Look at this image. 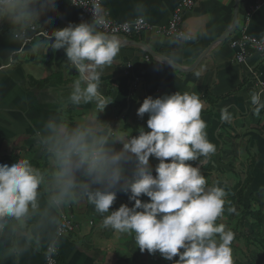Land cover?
Here are the masks:
<instances>
[{
  "label": "crops",
  "instance_id": "0c3cea01",
  "mask_svg": "<svg viewBox=\"0 0 264 264\" xmlns=\"http://www.w3.org/2000/svg\"><path fill=\"white\" fill-rule=\"evenodd\" d=\"M102 1L114 20L142 17L153 26L165 25L178 3V0ZM257 1L238 0L236 26L223 40L233 23L236 0H198L184 15L183 22L185 32L196 33L193 41L171 43L173 36L157 33L154 27L140 35L116 36L120 51L113 64L103 70L99 89L106 99L113 101L97 114L98 118L110 123L118 134L135 135L138 128H146L148 114L143 118L137 116L145 97L156 98L177 91L194 93L203 102L201 118L207 124V136L216 152L206 162L202 157L191 163L199 164L208 174L218 172L220 176L231 175L236 179L233 171L237 170L236 160L247 169L252 155L257 160L252 169L253 189L248 195L254 192L257 196L264 190V110L259 116L253 114L250 94L260 90L255 85L254 71L264 83V59L252 54L239 63L229 45V40L242 32L264 37V3L247 16ZM55 3L56 10L41 18L43 27L63 28L92 21L68 0ZM44 40L40 37L28 42L14 40L10 27L0 24V157L12 153L17 158L30 159L34 165L45 161L36 133L50 116L60 115L69 123L95 117L94 105L74 106L67 100L79 73L67 63L64 50H32L35 43ZM223 108L232 116L230 122L221 121ZM157 163L156 158L150 157L153 175ZM214 163L219 166L216 168ZM238 167L243 168L239 163ZM246 169L237 171L242 180ZM141 199L149 200L147 196ZM125 203L131 206L133 202L127 194L117 191L111 208ZM63 215L78 226L75 231L59 236L57 264H139L137 260L149 254L140 251L132 235L105 229L102 217L86 200L65 207L60 218ZM54 232L55 226L48 223L39 229H31L30 223L29 230L18 232L6 229L0 234V264H43L45 248ZM152 255L143 257L142 264H154L149 260L154 259Z\"/></svg>",
  "mask_w": 264,
  "mask_h": 264
},
{
  "label": "clouds",
  "instance_id": "9594fccd",
  "mask_svg": "<svg viewBox=\"0 0 264 264\" xmlns=\"http://www.w3.org/2000/svg\"><path fill=\"white\" fill-rule=\"evenodd\" d=\"M55 10V0H0V24L10 27L14 40L27 41L30 33L43 28L41 18ZM92 10L91 22L56 28L32 50H64L67 63L79 73L67 100L74 106L94 105L95 117L69 123L60 115L50 116L36 133L45 167L28 158L0 164V234L29 230L30 223L31 229L51 224L56 232L48 251L53 252L63 227L62 210L86 200L105 229L132 235L141 252H159L173 264H234L235 234L217 223L224 214L226 191L216 183L209 186L200 165L191 163L202 157L206 162L216 152L201 118L203 102L194 93L178 91L145 97L137 116L148 114L146 128H138L135 135L118 134L100 120L97 114L113 101L99 90L101 75L117 57L120 41L100 30L104 21L96 18L94 5ZM196 38L192 31L179 32L170 42ZM262 96L250 94L256 116L264 110ZM220 119L231 121L226 108ZM150 157L158 160L155 175ZM117 191L127 194L132 205L112 209ZM142 196L149 200L142 201Z\"/></svg>",
  "mask_w": 264,
  "mask_h": 264
},
{
  "label": "built area",
  "instance_id": "2783aa9c",
  "mask_svg": "<svg viewBox=\"0 0 264 264\" xmlns=\"http://www.w3.org/2000/svg\"><path fill=\"white\" fill-rule=\"evenodd\" d=\"M197 1L198 0H178L176 7L171 12L168 22L163 26H153L142 17H138L130 21H117L112 19L105 10L102 0H77L78 3L87 6L74 5L71 3V0H68L72 7L79 9L82 13L88 15L92 20L94 18L92 6L94 5L96 18L104 21V24L101 26L100 30L109 36L114 35L118 37L140 35L144 31L153 29V27L154 31L157 33H164L168 36L175 37L177 33L185 32L183 29L184 15L193 7H195ZM263 3L264 0H258L254 6L249 9L247 16L249 17L250 14L261 7ZM56 28L57 27L55 26L43 28L38 27L37 31L33 33L27 41L24 42L31 41L34 37L47 38V34ZM229 45L234 49L235 60L239 63L246 61V59L252 54H257L262 59H264V37L260 38L242 32L238 36L231 38L229 40ZM127 67L129 69L131 68L130 65ZM253 75L254 79H256L255 85H258L260 89L258 92L262 93L264 91V83L258 80L257 73L255 71L253 72ZM136 81L137 78L134 79V82ZM60 220L63 227L60 230L61 232L59 236L77 229L78 225L70 218L63 215ZM48 248L49 245L45 248L43 264H57V247L53 252H49Z\"/></svg>",
  "mask_w": 264,
  "mask_h": 264
},
{
  "label": "trees",
  "instance_id": "16d2710c",
  "mask_svg": "<svg viewBox=\"0 0 264 264\" xmlns=\"http://www.w3.org/2000/svg\"><path fill=\"white\" fill-rule=\"evenodd\" d=\"M15 159H18L15 154L12 153L4 154L0 157V164L8 163V162L12 163ZM256 160L257 159L251 155V159L248 162L249 166L246 169L244 179L242 180L241 174L237 175L236 176L237 181L235 185L233 186L226 185L224 182H222L221 179H216L214 182L219 186L223 187L226 191L224 214L222 217L227 218L226 223L228 224L229 227H231L232 223L235 224L234 227H232V229L236 230L239 235V239H234L231 243L234 264H243L244 262H247V264H257L254 258L250 254V250H249L250 246H254L257 249L259 248L262 251H264V242H261V240L264 239V211L262 210L261 202L259 198L255 195L254 192H251L249 195L250 196L249 205L247 207L244 206L245 195L248 191L249 186L253 182L252 169L254 168ZM214 165L216 168L217 166H219L215 163ZM36 166L45 167L46 160L43 161V163L36 162ZM241 166L243 167V165ZM241 169L243 172L244 169L243 168ZM200 171L202 175H204L205 177L209 176V174L206 173L205 171L201 169ZM212 184L213 182L211 183V185ZM235 206L239 207V210L236 214H234V212L228 211L229 207L235 208ZM221 218L218 219L217 223H220ZM243 218L244 221L247 222V226L242 224ZM235 250L242 254L243 259L240 260L234 258ZM155 255L161 256L159 252H156ZM162 259L165 261L164 262L165 264H173V261L166 260L163 257ZM57 263H58V256H57Z\"/></svg>",
  "mask_w": 264,
  "mask_h": 264
},
{
  "label": "rangeland",
  "instance_id": "374dc122",
  "mask_svg": "<svg viewBox=\"0 0 264 264\" xmlns=\"http://www.w3.org/2000/svg\"><path fill=\"white\" fill-rule=\"evenodd\" d=\"M238 163L240 165H242V163L239 160H236V165L237 166L236 165L235 166L237 167V170L235 168H233V171L235 172L236 176H237V171H239V172L242 171V169L240 167H238ZM209 165L210 164H208V166ZM243 169L245 170L246 167L243 166ZM205 178H206L209 186H211V183L212 182L214 183L216 179H221L222 182H224L226 185H229V186L230 185L232 186V185L236 184V181H237V178L234 179V177L231 176V175L227 178L224 175L220 176V174L218 172L215 175L214 174H209V176L208 177H205ZM252 189H253V187L250 185L249 188H248V191H247V193L245 195L244 206H246V207L249 205L250 196L248 194H249L250 191H252ZM257 197L259 198V200L261 202L262 210L264 211V190L261 191L260 193H258ZM238 210H239V207L238 206H235V212H234V214H236L238 212ZM226 222H227V218L226 217H222L220 223H223L225 225L226 229H230L231 228V230L235 234L234 239H239V235H238L237 231L232 229V227H234L235 224L232 223L231 227H229ZM242 224L247 226V222L244 221V218H243V223ZM261 242H264V239H262ZM249 250H250L251 256L254 258V260L256 261L257 264H263L264 263V251H262L259 248L257 249L254 246H250L249 247ZM145 252H148V251L146 250ZM148 255H150V254H148ZM148 255H143L142 258H139L137 260L139 262V264L144 263L145 260L143 259V257L145 258ZM152 256L154 257V259H151V258L149 259L152 263H154V264H165L164 263L165 261L162 259L161 256H156L155 253ZM176 258L178 259L179 257L177 256V257H174L173 259H176ZM234 258L241 260V259H243V256H242V254L240 252H238V251L235 250V256H234ZM121 264H123V263H121ZM243 264H247V262H244Z\"/></svg>",
  "mask_w": 264,
  "mask_h": 264
},
{
  "label": "water",
  "instance_id": "95a60500",
  "mask_svg": "<svg viewBox=\"0 0 264 264\" xmlns=\"http://www.w3.org/2000/svg\"><path fill=\"white\" fill-rule=\"evenodd\" d=\"M237 4H238V0H236L235 3V12H234V18H233V23L231 28L224 34V36H222L221 40H223L224 38L228 37L230 32L235 28L236 23H237ZM61 20H63L62 18H60ZM146 48V51L150 54H153L152 51H150L146 46H144ZM173 67H176L178 69H181L180 66L175 65L174 63H172Z\"/></svg>",
  "mask_w": 264,
  "mask_h": 264
}]
</instances>
